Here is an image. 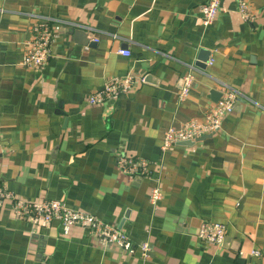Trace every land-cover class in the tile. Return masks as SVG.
I'll list each match as a JSON object with an SVG mask.
<instances>
[{"label": "crops", "instance_id": "1", "mask_svg": "<svg viewBox=\"0 0 264 264\" xmlns=\"http://www.w3.org/2000/svg\"><path fill=\"white\" fill-rule=\"evenodd\" d=\"M205 2L0 0V186L23 199L62 200L151 247L146 259L79 226H34L6 202L0 264H264V0H249L253 22L239 0H223L208 26ZM50 19L51 57L28 69L30 27ZM65 21L93 27L99 42ZM130 71L146 82L88 102L107 78ZM187 75L190 94L179 102ZM220 83L241 93L221 130L163 152L165 130L203 120ZM119 152L162 163L156 207L152 181L123 174ZM205 220L226 224L221 245L199 238Z\"/></svg>", "mask_w": 264, "mask_h": 264}, {"label": "built area", "instance_id": "2", "mask_svg": "<svg viewBox=\"0 0 264 264\" xmlns=\"http://www.w3.org/2000/svg\"><path fill=\"white\" fill-rule=\"evenodd\" d=\"M222 1L207 0V2L200 5L204 25L208 26L217 19L222 10ZM239 12L247 21L253 22L256 19L249 0H239ZM53 22L51 19L40 21L30 27L32 36L25 43L23 59V65L26 68L38 70L47 65L52 54L51 47L55 37L53 29L55 23ZM64 24L72 29L85 30L93 42H99L93 27L71 21H65ZM120 53L125 56L131 55L129 50H121ZM212 62L213 59H210L207 64H212ZM145 82V76L135 75L131 71L125 75L112 76L106 79L102 88L91 93L88 102L91 105L105 104L108 101L132 93L138 84ZM192 83L193 77L191 75L183 78V87L177 92L179 102H184L188 98ZM220 87L222 97L209 107L203 120L193 118L183 123L179 128L170 125L165 130L161 146L163 152L170 151L181 142H195L203 136L213 135L221 130L224 118L233 113L241 93L226 83H220ZM116 164L125 175L148 178L152 181L150 202L156 207L163 198L160 177L163 171L162 163L133 156L126 152H119L116 155ZM6 202L10 203L11 210L16 216L30 221L34 226L47 227L54 221H59L65 227L79 226L86 229L90 234L99 237L105 244H115L130 255L140 252L142 257L146 259L150 257L151 247L147 241L135 243L123 229L111 225L95 215L68 207L62 200L32 201L23 199L17 197L7 188L0 186V206H3ZM226 234V224L205 220L201 223L198 236L205 243L221 245L226 238ZM243 253L241 252V254ZM251 254L257 257L261 255L258 250H252Z\"/></svg>", "mask_w": 264, "mask_h": 264}, {"label": "water", "instance_id": "3", "mask_svg": "<svg viewBox=\"0 0 264 264\" xmlns=\"http://www.w3.org/2000/svg\"><path fill=\"white\" fill-rule=\"evenodd\" d=\"M73 30V32L74 33H77V30H80V29H72ZM82 30V29H81ZM85 33H86V37H87V39H88V33L85 31V30H83ZM89 40V42H90V39H88ZM202 59H204V58H202ZM203 62H206V60L204 59V61ZM200 64V66L202 67V66H204L203 64L204 63H199ZM219 97L221 98V93H219ZM219 100V99H218ZM218 100H216V102L218 101ZM182 144H192L193 142L192 141H185V142H181ZM226 239V238H225Z\"/></svg>", "mask_w": 264, "mask_h": 264}]
</instances>
